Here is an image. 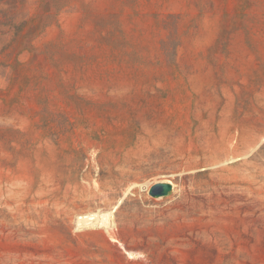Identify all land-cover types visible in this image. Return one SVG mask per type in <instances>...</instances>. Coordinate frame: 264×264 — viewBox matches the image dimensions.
Returning <instances> with one entry per match:
<instances>
[{"label":"rangeland","instance_id":"rangeland-1","mask_svg":"<svg viewBox=\"0 0 264 264\" xmlns=\"http://www.w3.org/2000/svg\"><path fill=\"white\" fill-rule=\"evenodd\" d=\"M0 264H264V0H0Z\"/></svg>","mask_w":264,"mask_h":264},{"label":"bare ground","instance_id":"bare-ground-1","mask_svg":"<svg viewBox=\"0 0 264 264\" xmlns=\"http://www.w3.org/2000/svg\"><path fill=\"white\" fill-rule=\"evenodd\" d=\"M109 213V212H108ZM108 213L100 212H87L78 217V224L85 225H99L107 227L111 221H109Z\"/></svg>","mask_w":264,"mask_h":264},{"label":"water","instance_id":"water-1","mask_svg":"<svg viewBox=\"0 0 264 264\" xmlns=\"http://www.w3.org/2000/svg\"><path fill=\"white\" fill-rule=\"evenodd\" d=\"M172 190L173 187L171 182L161 180L152 183L147 189V194L153 198L160 199L171 194Z\"/></svg>","mask_w":264,"mask_h":264}]
</instances>
